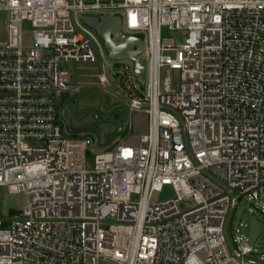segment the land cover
<instances>
[{
    "label": "built area",
    "instance_id": "built-area-1",
    "mask_svg": "<svg viewBox=\"0 0 264 264\" xmlns=\"http://www.w3.org/2000/svg\"><path fill=\"white\" fill-rule=\"evenodd\" d=\"M0 12V187L28 197L0 217V264H264L234 225L243 200L264 215V0H0ZM82 15L120 16L142 38L143 86L133 61L107 65ZM98 60L99 82L128 80L147 114L136 144L64 135L66 64ZM166 186L173 196L152 201Z\"/></svg>",
    "mask_w": 264,
    "mask_h": 264
},
{
    "label": "rangeland",
    "instance_id": "rangeland-1",
    "mask_svg": "<svg viewBox=\"0 0 264 264\" xmlns=\"http://www.w3.org/2000/svg\"><path fill=\"white\" fill-rule=\"evenodd\" d=\"M29 33L31 30L29 29ZM95 33V31H94ZM175 32L168 29L163 30V37H173ZM6 34L5 15L0 12V42L4 41ZM96 34V33H95ZM97 35V34H96ZM179 42L182 41V34H178ZM98 36V35H97ZM103 45V40L98 36ZM106 51V50H105ZM107 53V51H106ZM144 55V54H143ZM106 63L111 65L115 63L106 54ZM66 68L72 75V85L76 87H89L96 81L100 89L111 96L112 99H119L124 104V109L127 114L126 133H122L116 138V141L126 144L138 143V137L146 132L147 114L143 110L132 109L129 105V99L125 95L124 89L129 86V81L122 77L115 76L112 84L103 85L99 82L98 76L103 73V63L98 60L95 62H69ZM179 71L163 68L161 71V83L163 87L164 81H167L170 88L174 91H179L180 77ZM112 79V76L110 75ZM134 82V80H133ZM118 87V90L116 89ZM60 102V101H59ZM105 118V117H102ZM66 137H83V135L64 134ZM98 147L95 146L94 150ZM94 165L93 155H88L85 158V168L90 170ZM171 186H166L162 192L154 193L152 201H161L173 196ZM28 197L25 193H11L6 187H0V214L2 216L9 215L11 210L22 211L27 205ZM253 210L252 212L250 210ZM242 222L247 225L244 229L245 235L248 237L249 243L257 249V253H264V215L254 209L249 201L243 200L235 210L234 225Z\"/></svg>",
    "mask_w": 264,
    "mask_h": 264
},
{
    "label": "flooded vegetation",
    "instance_id": "flooded-vegetation-1",
    "mask_svg": "<svg viewBox=\"0 0 264 264\" xmlns=\"http://www.w3.org/2000/svg\"><path fill=\"white\" fill-rule=\"evenodd\" d=\"M59 113L63 124L72 134L89 136L100 146L104 145L106 136L116 132L119 122V135L126 130L127 114L124 104L104 93L96 81L89 87L73 85L60 100ZM87 127L92 132L82 131Z\"/></svg>",
    "mask_w": 264,
    "mask_h": 264
},
{
    "label": "water",
    "instance_id": "water-1",
    "mask_svg": "<svg viewBox=\"0 0 264 264\" xmlns=\"http://www.w3.org/2000/svg\"><path fill=\"white\" fill-rule=\"evenodd\" d=\"M81 19L103 40L108 57L112 60H131L134 63V74L137 81L145 84V60L140 57L145 52V44L141 37L126 34L121 29L120 16L105 17L102 15H82ZM83 92V90H82ZM65 96V94L63 95ZM120 122L114 134L105 138L103 147H108L119 136ZM83 132H92L91 128H84Z\"/></svg>",
    "mask_w": 264,
    "mask_h": 264
},
{
    "label": "trees",
    "instance_id": "trees-1",
    "mask_svg": "<svg viewBox=\"0 0 264 264\" xmlns=\"http://www.w3.org/2000/svg\"><path fill=\"white\" fill-rule=\"evenodd\" d=\"M124 132L126 133V130H125ZM124 132H123V133H124ZM15 213H16L15 210H11V211L9 212L10 215H13V214H15ZM1 216H2V215L0 214V217H1Z\"/></svg>",
    "mask_w": 264,
    "mask_h": 264
},
{
    "label": "crops",
    "instance_id": "crops-1",
    "mask_svg": "<svg viewBox=\"0 0 264 264\" xmlns=\"http://www.w3.org/2000/svg\"><path fill=\"white\" fill-rule=\"evenodd\" d=\"M147 129V128H146ZM103 147V146H102Z\"/></svg>",
    "mask_w": 264,
    "mask_h": 264
}]
</instances>
